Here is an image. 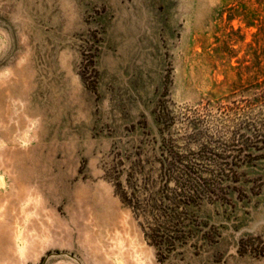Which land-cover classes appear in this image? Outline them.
<instances>
[{
	"label": "rangeland",
	"instance_id": "374dc122",
	"mask_svg": "<svg viewBox=\"0 0 264 264\" xmlns=\"http://www.w3.org/2000/svg\"><path fill=\"white\" fill-rule=\"evenodd\" d=\"M207 103L263 117L264 0H0V264H264L263 152L164 261L105 177Z\"/></svg>",
	"mask_w": 264,
	"mask_h": 264
},
{
	"label": "trees",
	"instance_id": "16d2710c",
	"mask_svg": "<svg viewBox=\"0 0 264 264\" xmlns=\"http://www.w3.org/2000/svg\"><path fill=\"white\" fill-rule=\"evenodd\" d=\"M240 109L219 106L213 113L207 103L173 112L160 106L157 136L130 152H114L106 165L114 195L137 221L158 261L179 254L193 238V209L225 202L239 182L238 170L264 153V112L259 120L248 114L240 119ZM176 122L181 129L172 132Z\"/></svg>",
	"mask_w": 264,
	"mask_h": 264
}]
</instances>
